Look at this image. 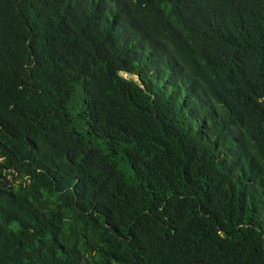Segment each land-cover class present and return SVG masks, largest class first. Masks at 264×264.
<instances>
[{
	"label": "trees",
	"instance_id": "trees-1",
	"mask_svg": "<svg viewBox=\"0 0 264 264\" xmlns=\"http://www.w3.org/2000/svg\"><path fill=\"white\" fill-rule=\"evenodd\" d=\"M0 264H264V0H0Z\"/></svg>",
	"mask_w": 264,
	"mask_h": 264
}]
</instances>
